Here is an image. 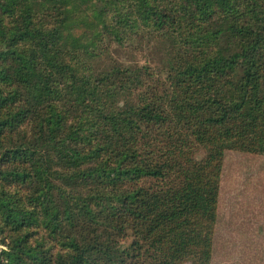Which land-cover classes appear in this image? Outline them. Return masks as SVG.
Here are the masks:
<instances>
[{"label":"trees","instance_id":"trees-1","mask_svg":"<svg viewBox=\"0 0 264 264\" xmlns=\"http://www.w3.org/2000/svg\"><path fill=\"white\" fill-rule=\"evenodd\" d=\"M225 150L264 155V0H0V264H210Z\"/></svg>","mask_w":264,"mask_h":264},{"label":"rangeland","instance_id":"rangeland-1","mask_svg":"<svg viewBox=\"0 0 264 264\" xmlns=\"http://www.w3.org/2000/svg\"><path fill=\"white\" fill-rule=\"evenodd\" d=\"M125 64L150 63L144 44H112ZM210 264H264V155L225 150L220 173Z\"/></svg>","mask_w":264,"mask_h":264}]
</instances>
